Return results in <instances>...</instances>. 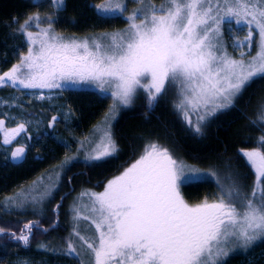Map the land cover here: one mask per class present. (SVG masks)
<instances>
[{
	"label": "snow or ice",
	"instance_id": "obj_1",
	"mask_svg": "<svg viewBox=\"0 0 264 264\" xmlns=\"http://www.w3.org/2000/svg\"><path fill=\"white\" fill-rule=\"evenodd\" d=\"M49 4L55 18H47L48 27L35 35L25 31L34 23L39 27L38 15L20 26L28 52L0 76V85L24 89L62 88L61 81L92 82L101 89L108 85L114 108L129 106L138 90H143L151 109L168 88L178 84L181 99L175 107L190 125L189 112L197 113L195 130L200 132L201 122L233 107L254 80L264 79V0H166V6L150 9L148 15L136 10L127 16L128 29L103 37L107 44L99 42L101 38L77 40L58 35L52 23L66 10V0H41L33 6ZM92 7L101 18L123 16L127 2L109 0L102 7ZM221 25L246 29L245 40L236 41L233 47H247L250 53L255 43L257 54L248 60L245 53L240 59L230 57L222 44ZM110 129L109 124L85 157L89 163L117 153ZM22 131L24 125L8 131L0 121L4 144ZM258 144L264 147V137ZM23 155L24 149L18 148L12 158ZM242 155L255 175L250 196L234 180L227 189L217 181L220 195L215 202L205 199L190 205L181 195V186L207 174L178 162L156 143L146 145L140 158L108 181L102 193H88L97 235L89 242L76 230L78 225L74 232L94 257L91 264H225L230 252L247 251L264 240V152ZM74 212L77 221L89 219L78 209ZM35 227L26 224L22 234L13 233L12 238L27 246ZM68 252L78 256L71 243Z\"/></svg>",
	"mask_w": 264,
	"mask_h": 264
},
{
	"label": "trees",
	"instance_id": "obj_2",
	"mask_svg": "<svg viewBox=\"0 0 264 264\" xmlns=\"http://www.w3.org/2000/svg\"><path fill=\"white\" fill-rule=\"evenodd\" d=\"M40 2L0 0V74L21 56L20 26L37 15L40 23L45 24H48V17L55 18L50 4L33 6ZM101 2L66 0V10L59 13L60 24L56 20L52 28L62 36H80L96 30L98 26L110 29L117 20L124 27L126 19L123 16H110L106 22L97 18L99 13L92 6ZM167 92L168 89L150 109L148 105L144 106V95L139 91L130 107L116 112L111 122V133L118 151L112 157L92 164L82 157L83 148L93 143L86 142V138L89 139L95 127L109 116L110 97L95 88L62 90L61 100L70 111L69 118L54 123L50 133L30 140L20 160L5 161L0 156V229L4 230L0 233V264H14L19 258L37 260L40 264H77L78 258L59 246L46 247L52 238L60 241L67 230V198L84 189L102 188L109 178L141 155L151 142L163 144L174 159L182 158L197 165L229 163L241 176L244 193L250 192L255 175L242 153L245 149L264 152V147L258 144L264 135V126L258 121L263 111L264 79L254 80L235 100L233 107L217 111L201 122L200 132L183 120L175 107L176 96ZM72 158L75 159L70 164L61 167L63 162ZM59 168V178L53 179L48 186L54 194L42 211H19L10 206L9 196L34 179L41 178L47 171ZM217 181L222 186L217 175L188 181L181 186V195L189 204L201 203L205 199L216 200L220 195ZM26 224L36 225L27 246L12 238L13 233L21 235ZM43 243L46 244L42 248ZM225 264H264V240L254 243L247 251L236 249L230 252Z\"/></svg>",
	"mask_w": 264,
	"mask_h": 264
},
{
	"label": "rangeland",
	"instance_id": "obj_3",
	"mask_svg": "<svg viewBox=\"0 0 264 264\" xmlns=\"http://www.w3.org/2000/svg\"><path fill=\"white\" fill-rule=\"evenodd\" d=\"M101 1L102 2L99 3L97 7H102L109 3V0H101ZM126 2H127V11L123 14L124 18L131 15L136 10H140V12L143 15H148L150 9L153 8L160 9L162 6H166V0H158L157 2L143 0L142 3L134 2V0H126ZM97 18L98 19L101 18L100 14L99 17ZM101 20L106 22L109 21L110 19L109 17H107V18H101ZM136 22L140 23L141 21L140 19H137ZM58 23H59V19H58ZM129 23L130 22L126 20L124 27H122L119 25V21L117 20L115 26L110 29H103L101 28V26H98L96 30L88 31L87 34H83L80 36H73V35L62 36L61 34L57 32L56 33L62 37L75 38L77 40H83L85 38H101L99 42H101L102 44H107L108 41L102 39L103 37H105L106 35H110L112 33L123 32L127 30L129 27ZM48 26H49L48 24L39 23V27L32 26L25 29V31H31L35 35L36 33L39 32L40 28H46ZM221 33H222V44L224 48H226L227 53L230 57L234 59H240L241 53H245L246 55L244 58L245 60H248L257 54V47L255 43H253L250 53L247 47H239V48L233 47V44L236 41L245 40V37L247 36L246 29L244 31H239L235 25H232L231 27H229L228 25H221ZM255 39L256 36L254 33V41ZM22 42L23 45L21 48L22 53L20 54L21 55L20 58L27 54L29 48V45L27 44L25 40V36L23 34H22ZM35 47H38V45H36ZM20 58L18 60L13 61L12 64L7 69L3 70L0 76H3V74L6 72H10L13 66L18 65L20 63ZM61 83L64 85L62 88H53V89H47V88L24 89L19 86L11 87L8 85H0V121L3 122L4 129L11 131L13 129L18 128L20 125H24V131L19 132V134L15 135V137L11 139V143L9 144L3 143L4 134L3 132H0V156L1 158H3V160L5 161L20 160L21 158L19 159L12 158V153L15 152L16 149L23 148L25 151V149L29 145L30 140H33L40 136H44L47 133H50L52 129V125L54 123H56L59 120L66 121L69 118L70 111L61 100L62 99L61 94L63 89L95 88L107 94L111 100L109 116H107L108 119L105 120L106 122L105 121L104 123L101 122V124L95 127V129L93 130V134L91 133L89 139L86 138V142L89 141L93 143L90 144L87 148H83L82 157L84 158L88 156L91 153L92 149L95 148V146L100 142V139L103 137L104 131L106 130L107 126L109 124L111 126V122L113 120L111 117L113 116L115 117L116 112H118L120 109L130 107L134 103V100L136 99L135 96L132 103L129 106L114 108V98L111 95L112 89L108 85H105L104 89H101L97 84L92 82L61 81ZM4 87L7 89L2 91L1 89ZM139 91L144 95L145 100L143 101V103L144 106L146 107L148 105L146 93L143 90H138V92ZM171 92L176 96L177 98L176 104H177L181 99L180 85L177 84L172 88H168L167 94L169 93L171 94ZM262 110H263L262 114L259 116L258 121L264 126V119H261V117L264 116V109ZM179 112L183 120L188 125H190L187 122V120H185L182 112L181 111ZM53 117L56 118L55 122H53L52 119ZM189 119L192 121L190 126H194L196 129L197 113L189 112ZM261 137H264V135H262ZM155 143L162 148H166L160 142H155ZM142 154L143 152L141 153V155ZM141 155H139L136 159H134L121 172L109 178L105 182L102 188L97 190L84 189L68 197L66 203L68 207L67 230L62 236V238H60V241L52 238L49 241V244L43 243L42 244L43 247H45V244L47 248L50 247L54 248L59 246V248L64 250L66 253L78 258L81 264H91V262L94 260V257L90 254V250L87 249V244L84 242V240H88L89 242H92L93 238L97 235V233L95 232V226L92 224L93 214L91 212V200L88 193H102L105 190L108 181L121 175L128 167H130L133 163H135L136 160L139 159ZM171 155L173 156V154ZM176 160L178 162H183L185 165H188L190 168L197 169L200 173H206L207 175L204 176L207 177L210 176L212 178V176L217 175L219 181H221V185L225 189H227L230 186L231 181L234 180L237 182V184L241 187L242 190L243 183H241V178H240L241 176L238 173H236L232 169V166L227 162H224L222 165H213L212 163H208V164L203 163L197 165V164L189 163L186 160L183 161L182 158ZM57 173H60V168L56 170L51 169L50 171H47L41 178H36L33 181L27 183L26 185L21 187V189L16 194H13L8 197L7 199L8 203L10 204V206L15 207L16 209L18 208L19 211H27V212H32V210L33 211L37 210L36 212L42 211V208L44 207L46 202H48L54 194L53 193L54 191L49 189L48 186L51 185V181L53 179L56 180ZM204 176H195L191 180L201 179ZM229 178H231V180ZM251 192L252 189L247 195L250 196ZM216 200H212L208 202L211 203V202H215ZM190 205H195V204H190ZM74 209H78L81 213V216H87L89 217V219L87 220L81 219L79 221L75 220ZM77 225L78 228L76 230L79 231L80 236L84 237V240H81L74 232V226ZM69 243H71L73 247L76 249L78 256L76 254H71L68 252ZM14 264H40V263L37 260H33V259L29 260L25 258H19L15 261Z\"/></svg>",
	"mask_w": 264,
	"mask_h": 264
},
{
	"label": "water",
	"instance_id": "obj_4",
	"mask_svg": "<svg viewBox=\"0 0 264 264\" xmlns=\"http://www.w3.org/2000/svg\"><path fill=\"white\" fill-rule=\"evenodd\" d=\"M253 149H245L244 152L252 151Z\"/></svg>",
	"mask_w": 264,
	"mask_h": 264
}]
</instances>
